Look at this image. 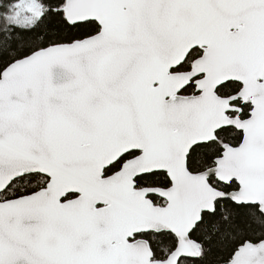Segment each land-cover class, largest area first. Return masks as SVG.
<instances>
[{
	"label": "snow or ice",
	"instance_id": "snow-or-ice-1",
	"mask_svg": "<svg viewBox=\"0 0 264 264\" xmlns=\"http://www.w3.org/2000/svg\"><path fill=\"white\" fill-rule=\"evenodd\" d=\"M0 264H264V0H0Z\"/></svg>",
	"mask_w": 264,
	"mask_h": 264
}]
</instances>
